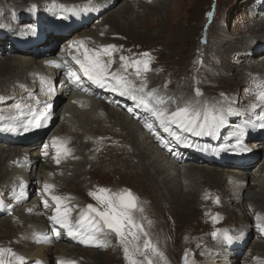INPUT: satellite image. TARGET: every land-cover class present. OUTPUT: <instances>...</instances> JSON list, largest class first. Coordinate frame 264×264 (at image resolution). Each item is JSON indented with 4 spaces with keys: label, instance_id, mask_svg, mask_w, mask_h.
I'll return each mask as SVG.
<instances>
[{
    "label": "bare ground",
    "instance_id": "obj_1",
    "mask_svg": "<svg viewBox=\"0 0 264 264\" xmlns=\"http://www.w3.org/2000/svg\"><path fill=\"white\" fill-rule=\"evenodd\" d=\"M117 1L56 0L55 3L52 0L41 5L33 3L30 11L22 12L23 8H17L18 11L12 13L14 30H7L11 25L7 31L0 30V230L1 227L15 229L17 222H23L20 223L21 238H18V243L2 245L0 248V261H3V264L120 262L115 254L117 250L120 254H125L120 237L114 230L107 228L88 205L105 211V198L116 200L126 191H130L132 195L135 193L130 189H113L98 185L89 190L90 200L79 198L82 195L78 196L84 183L78 180L87 174L84 165L92 164L81 161V156L91 154L89 150L85 152L86 148L90 146L95 151L105 145L103 149H108V142L114 141L116 146L121 148V154L113 155L112 161L105 165L96 163L100 167L91 165V171L105 173V170L109 169L108 171L113 173L118 171L122 174H132L144 184L143 188L146 186L158 195L151 194L152 200H156V206L168 203L171 209L182 211V216L194 219L192 214H196L197 204L202 202L201 193L207 190L220 193V198L210 196L213 205L208 206L215 211H208L207 240L198 250L203 253L202 264H247L245 261L248 258L251 259L250 264H264V252L254 254V250H259L257 247L264 244V231L261 230V226H264V212L259 210L260 205L264 203V157L262 160L257 159V156L264 152V128L259 126L264 123V98L261 96L264 93V54L257 57L259 61L252 60L245 66L253 75L249 80L254 82L248 88L255 90L249 95L251 100L242 101H247L245 105L238 104L236 94L225 99H212L219 101L217 103L211 100L175 103L165 88L169 81L163 79L161 83L151 82V78L155 79L158 74L153 68L152 51L134 48L133 45L128 47L125 43L118 42L123 39L129 43H140L142 39L153 40V37L162 34L160 28L151 31L143 28L140 30L137 9H142L141 12L143 11L145 16H162L165 3L162 0H123L116 3ZM240 1L243 0L238 2ZM249 1L259 16L248 27L250 36L240 33V37L234 40L235 36L230 38L222 28L218 39L214 41L213 48L219 52L221 62L217 76L221 72L232 71L228 57L234 53L243 52L249 47L253 48L250 50L254 55L264 51V0H244ZM16 2L17 0H10V12L14 7H19ZM48 9L58 12L61 18H53L51 11L39 12ZM3 13L0 11V18L5 17ZM23 20L29 22L21 25ZM178 21L169 23L165 19L163 22L169 25V51L186 42L189 35V28L173 26ZM9 32L12 42L8 43L7 48H3L1 45L5 43V34L8 35ZM108 45L115 46L108 50L111 55L104 51ZM58 48L60 50H57ZM145 53L148 55H144ZM98 54L101 64L107 65L103 81L105 86H100L92 79L86 81L84 78L79 84L84 88L75 87L81 90L82 94L69 93L68 88L73 85L69 83V73H84L73 57L90 60ZM121 57H124V60H121ZM62 61H65L63 68L58 67ZM137 71L139 75L136 74ZM57 73L58 76L53 77ZM114 73L135 85L131 95L148 99L152 107L164 111L168 116L180 108H187L192 127L196 131L202 130L203 134L196 135L195 132L186 131L177 124H170V131H165L150 108L141 105L138 99L133 100L130 95L111 90V87L116 85L113 80ZM238 76L240 75H235L234 78ZM254 84H257L256 87ZM149 93L152 95L149 96ZM243 97L247 98L248 95ZM225 100L226 103L223 102ZM44 118L46 127L42 130L35 125L41 124ZM106 121L117 127L126 139H122L120 134L107 133V128L103 126ZM25 125H29L26 132ZM10 128L17 131L7 130ZM172 132L180 135L182 140L176 141ZM107 134L110 136L106 137ZM84 138L85 142L89 143L87 147L81 143ZM237 140L240 141L239 146ZM124 143L129 145V150L124 147ZM65 149L70 151L65 153ZM134 158L136 160L133 162ZM214 166L238 167L235 171L226 173L221 169L219 173V169H214ZM249 181L251 183L247 186ZM45 184L52 187L45 191ZM203 188L207 190H200ZM101 189L107 191L102 192ZM226 195L231 196L222 204L221 200ZM53 196L60 197L59 203L52 199ZM248 206L253 208L249 212L250 222L239 218V212L234 211L243 213ZM65 213L73 226V232L77 235L69 236L67 229L51 219ZM161 213L158 217L162 219ZM199 214L200 210L197 211L198 216ZM130 215L136 225H142V231L130 225L124 229L126 233L135 232L138 237L129 244L130 251L133 243L140 237L142 239L141 249L133 258L138 264H148L149 260L151 264H160L156 259L159 252L156 250V243L144 233H148L147 226L152 221L155 227L159 224L157 228L161 230L165 228L166 222L164 224L163 221L159 223V220H150L146 205L140 201L135 209L130 210ZM97 221L100 223L96 224ZM94 224L100 231L95 230ZM252 230L256 232L254 249L248 250L249 253L241 258L242 247L247 242L246 235L253 232ZM214 232L217 233L216 236L212 235ZM127 239L132 241V236L128 235ZM85 240L88 242L85 243ZM145 241H150L152 247L145 249ZM74 247L91 249L94 253L83 249L76 250ZM153 248L156 251H153ZM106 249H113L115 252H102ZM79 256L84 257L85 261L78 258ZM17 257H23V260H18ZM128 261L126 259V263ZM189 261L196 264L195 258Z\"/></svg>",
    "mask_w": 264,
    "mask_h": 264
},
{
    "label": "rangeland",
    "instance_id": "obj_2",
    "mask_svg": "<svg viewBox=\"0 0 264 264\" xmlns=\"http://www.w3.org/2000/svg\"><path fill=\"white\" fill-rule=\"evenodd\" d=\"M8 1L10 2V0H0V11H3L4 12L3 15H5V17L0 18L1 21L2 20L5 21V22H0V25L5 26L3 28H0L1 31L9 28L8 27L9 25H11V28H9L7 30H11V29L15 28V24H13L14 22L11 19V17H12V13H14V11L15 12L18 11L17 8L19 10L20 9L22 10V8H23L22 12H24V11L27 12L33 8V3L41 5L44 2H48V1H52V0H17L16 6H19V7H14L12 9V12H10V10L8 8L10 6ZM55 1L56 0H54V2ZM120 1L123 2V0H118L116 3H119ZM162 1H163V3H165L164 4L165 9L162 10V16L160 14H158V15L157 14H150L149 16H147V15L145 16L144 13H142L143 11L141 12L142 9H137V11H139L138 12L139 16H137L138 18L136 17L138 19L139 23L141 24V25L139 24V26H141L140 30H142V28H143L147 31L148 30L151 31L153 29H159L160 28L163 31L162 34H159L158 37L157 36L153 37L154 38L153 40L146 41V40L142 39V41L140 40V43H129L128 40L124 41L123 39L118 40L119 43H125L128 47H130V45H133L134 48L150 49L152 51V55L154 57L153 68H155V70L158 71V74L155 77V79L151 78V82H154V84L156 83V81L161 83V81L163 79L164 80L166 79V81H169L168 84H165V86H166L165 88L168 90V92H170L171 96L173 97V101L175 103H181L183 101L187 102L188 100H189V102L190 101H195V102L206 101V102H209L210 100H211V102H215V101H213L214 99H217V98L225 99V97H227V96L230 97V96L235 95V94L238 95V98H237L238 104L241 103V104L245 105L247 103V101L242 102L243 100H245V99L251 100V98H249V95H251L255 90H254V88L249 89L248 87L252 86V83H254V82H251L249 80L253 75L251 74L250 71L245 69V66H247L252 60L259 61L257 57L259 55L264 54V51L258 52L256 55H254L250 50L253 48L249 47L246 50H244L243 52L234 53L233 54L234 57L233 56L228 57L230 60V64L232 66V71L227 72V73L221 72V74H219V76H217L218 66H220L219 63H221V62L219 59L220 58L219 52L213 48V45H214V41L216 39H218V33H219V31H221L222 28L225 29L226 34L230 38L235 36L234 40H236L238 37H240V33H243V34L245 33V34H247V36H250L249 35L250 33L247 32L248 27H249V25L252 24V21L255 18H259V16L256 15L257 13L252 8L253 4H251L250 1L244 2V0L240 1V2H238L239 0H207V1L206 0H167V1L162 0ZM69 4H74V2H69ZM200 9H202V10H200ZM49 11H51L53 13V15L55 16V17L53 16V18H61V16H58L59 13L54 12L52 9L39 10L40 13H47ZM209 13H211V15H209ZM164 16H165V19H167L168 22L170 21L171 23H173V21L175 22V21L179 20L177 24H173V26L176 25L175 28H179V27L180 28H189V30H188L189 35L187 36L186 42L179 44V45H176L175 49H173V51H171V50L169 51V49H167V48H169V44H168L169 43V35H168L169 34V27H168L169 25H165L163 23L165 20ZM31 17H33V16H31ZM28 22L29 21H27V20H23V21H21V25L24 23H28ZM193 24H195V25H193ZM5 35L7 36L5 38V43L3 42L1 45V46H3V48L4 47L7 48L9 45L8 43L12 42L11 32H9L8 35L7 34H5ZM1 38L2 37H0V39ZM66 39H67V37H66ZM155 39H156V41H155ZM162 39H163V41H162ZM152 43H153V45H152ZM57 50H60V48H58ZM170 52H172V53H170ZM190 56H191V58H190ZM221 61H222V59H221ZM212 63H213V65H211ZM161 65H163V66H161ZM208 69H209V71H208ZM206 71H207V73H205ZM219 71H220V68H219ZM166 74L168 77L166 76ZM241 74H243V75H241ZM235 75H240V76H238L237 78H234ZM185 76L187 77V79H185ZM258 81H260V80H258ZM254 85L256 87L257 84H254ZM197 89H199V93H200L199 95H197V92H196ZM245 95H248V97L247 98L243 97ZM207 96L208 97L210 96V97L207 98ZM190 98H192V99H190ZM217 102H219V101H216L215 103H217ZM223 102L226 103L227 101L225 100ZM58 124L56 126V129L58 128ZM93 126H94V128H96L95 125H93ZM103 126L105 128H107L106 129L107 133H116V134L121 133L117 127L113 126L108 121H106V123ZM98 134H102V133H98ZM103 134H105V133H103ZM120 135H121L122 139H126V136H125V138H123L124 134H120ZM109 136H110L109 134L106 135V137H109ZM99 137H102V136H99ZM117 138L120 139V137H117ZM85 139L86 138H84V141L81 140V143L82 144L84 143L83 145H85V147H87L88 146L87 144H89V143L85 142ZM78 143H79V140H77V144ZM103 147L100 150H97L98 149L97 148L95 151H93L92 148H90V146H88L86 148L85 152L87 153L90 151L91 154H88L87 156L83 155V157L81 156V161L83 160V162H86V161L92 162V164L87 163L86 165H84V169H85L87 174H86V176H84L78 180V181H81V180L84 181V183L82 184V187H81L82 191L78 194V196H80V195H82V196H80L79 198L90 200L89 190H91L92 188L95 189V187L98 185L112 187L113 189H120V188L121 189H130L132 192L135 193V195L133 194V196L135 197L136 207H137L139 201L146 205V209L149 213L150 220H152V219H154V221L159 220L158 221L159 223L163 221L164 224L166 222L165 228L163 230L157 228V226L159 224L155 227V223L153 221L147 226V231H148L147 234H148L149 238L156 243V247H157L156 250H159V252L156 254L157 261L160 264H186L189 261V259L195 258L196 264H202L201 263L202 262L201 257L203 255V253H199L198 250L201 247V245L204 244L207 240V230L209 229V224L207 221L208 211H215L214 209H212L211 207L208 206V204L213 205L211 203V197L210 196L214 195V196H219V198H220V193H217V192L211 191V190H207L205 188L200 189V190H207V191H204L201 193L202 196H200V199L202 202L198 203V204H200V206L197 204V208L195 210L196 214H194V213L192 214L194 219H187L185 217V215L182 216L183 215L182 211H180L179 209L175 210V208L171 209L168 206L169 205L168 203L167 204H160V205L156 206V204H155L156 200H152V195H155V196H158V195L155 192H152L151 189L146 187V186H145V188H143L144 184H142V182H140V180L135 179L133 177V175L130 173L129 174L128 173L122 174L118 171H115L113 173L112 171H108L109 169L105 170L106 171L105 173H102V172L101 173H94V172H92L90 169L91 165H92V167L93 166L100 167V166H98V165H101L100 163H103V165H105L106 163H110L112 161L111 157L113 155H120L121 154V148L117 147L116 142H114V141L108 142L107 147H110V148L103 149ZM124 147L127 150H129V145L124 143ZM99 153H101L102 155ZM99 155H101V156H99ZM263 157H264V152L261 153L259 156H257V159L262 160ZM135 160L136 159L134 158L133 162ZM216 167L217 166H214L213 168L219 169V173H221V171H220L221 169H223L224 172L226 173L227 171H235V169L238 166L237 167L235 166L236 168H234V166L221 167V168H219V167L216 168ZM101 168H103V167H101ZM108 176H109V178H108ZM250 183L251 182L249 181L247 186H249ZM66 191H69V190L66 189ZM147 191H148V193H147ZM205 193H206V195H205ZM207 193H209V194H207ZM146 194H148V195H146ZM229 196H231V195H226L221 200L222 204H224L225 201H228ZM149 197L151 198V200ZM205 197H207V198H205ZM259 205L260 204H258V206ZM250 209L253 210L252 206H248L247 210L244 211L243 213L238 211V210H234V211L237 213L239 212V215H238L239 218H244L245 220L250 222V216H251L249 213ZM199 210H200V214L198 216L197 211L199 212ZM217 210H219V209H217ZM259 210L261 212H264V203H262L260 205ZM160 212H162L161 213L163 216L162 219L159 218ZM172 213H174V214H172ZM240 213H242V214H240ZM1 218H6V217H1ZM173 219H175V220H173ZM203 219H204V222H202ZM225 221H226V217H224L223 222H225ZM171 222H173V223H171ZM20 223L22 224L23 222L19 221V223L18 222L16 223L17 225H14L15 229H13V228L4 229L1 227L2 230H0V248L2 247V245L6 246V245L18 243V238H21V233L19 232V229L21 226ZM171 225H173V226H171ZM211 229H213V226L211 227ZM255 235H256V232H254V231L249 233L248 235H246L247 242H246L245 246L242 247L243 252L241 253V258L242 257L244 258V256L247 254V252L249 253L248 250L254 249L253 248V246H254L253 241L256 238ZM171 237H173V238H171ZM3 240H5V241H3ZM183 242L185 245L183 244ZM141 243H142V239L140 237L139 240L137 242H134L133 244L138 245L139 249H141V247H140ZM180 243L182 245H180ZM160 244L162 246H160ZM10 248H13V246H10ZM74 248L76 250L83 249L86 251H92L93 252V250H91V249L88 250L86 248H80V247H74ZM257 248H259V250L255 249L254 251H256V252L254 254H256V253L261 254L262 252H264V244L259 245ZM105 251L106 252L111 251L113 253L115 252L113 249H106V250H103L102 252H105ZM115 254H117L116 256H117V258H119L120 262H118V263L113 262L111 264H130L129 261L126 263L127 258L125 256V254L124 255L120 254V251H118V250ZM251 254L253 255L252 251H251ZM78 258L83 259V262L85 261V258L82 256H79ZM109 258H110V256H109ZM250 260H251L250 258L246 259L245 263L250 264V262H249ZM106 264H109V263L107 262ZM155 264H157V263L155 262ZM187 264H194V263H193V261H191V262L189 261ZM207 264H219V262H217V263L207 262Z\"/></svg>",
    "mask_w": 264,
    "mask_h": 264
},
{
    "label": "snow or ice",
    "instance_id": "obj_3",
    "mask_svg": "<svg viewBox=\"0 0 264 264\" xmlns=\"http://www.w3.org/2000/svg\"><path fill=\"white\" fill-rule=\"evenodd\" d=\"M211 15V13H209ZM5 27L4 25H0V28ZM114 45H108L105 46L104 51L111 55L110 52H108L109 49L114 48ZM144 55H148L145 53ZM99 54L96 58L93 59H85V60H79L76 57H73V59L76 60V63L80 65V68L83 70L84 74L89 77V79H92L95 83L99 84L100 86H105L103 81L105 79V70L107 65H102L101 61L98 58ZM121 60H124V57H121ZM49 63H54V61H49ZM145 70H147V62H145ZM139 75V71L136 73ZM69 75H74V73H69ZM113 80L116 81V85L111 87L112 91H119L122 95H130L133 100H139V103L143 105L146 108H150V110L155 115L156 119L159 121L160 126L164 128L165 131H170V124H177L178 127L183 128L186 131L195 132L196 135H202L203 131H196L194 127H192V120L189 118L188 115V109L187 108H180L176 112L171 113L170 116L166 115L164 111H159L155 107H152L150 105V101L144 97H137L135 95H131L132 89H134L135 85L124 77H118L115 73L113 74ZM143 87V85H141ZM197 95H199V89L196 90ZM149 96L152 95V93L148 94ZM262 98H264V93L261 94ZM160 103H163V101H160ZM31 124V122H30ZM36 127L41 126L40 124H36ZM148 127H152V125H147ZM261 128H264V123H260L259 125ZM9 131H17V129H7ZM29 130V125L24 126V131ZM176 141H181L182 137L178 135L175 132L171 133ZM243 135V133H241ZM237 145H240V141L237 140ZM248 150V149H244ZM68 149H65V153H67ZM57 163H59V159H57ZM23 188V186H21ZM51 185L45 184L44 189L47 191L49 188H51ZM102 192L107 191L104 189H101ZM91 195H95V193H90ZM23 195V191H21V196ZM19 199V197H17ZM53 200H56L58 203L60 201V197L53 196ZM97 199H101L100 197H97ZM46 203V201H45ZM105 203L107 205V208L105 211H99L98 209L94 208L92 205H88V208L91 209L93 212H96L97 215L101 218L104 225L107 226V228L112 229L116 232V234L120 237V242L124 245V252L126 258L129 260L130 264H138V261L133 258L135 253H138L140 251L139 246L133 244L132 250H129V244L133 241L137 240V234L135 232L132 233H126L124 231L125 227L130 225L132 228H137L142 231V225H136L132 219V216L130 215V210L134 209L136 207L135 204V197L132 195L130 191H126L124 193H121L116 200H113L111 198H105ZM53 221L60 224L63 228L68 230V235L73 236L77 235V233L73 232V226L69 223L67 214L65 213L63 216H53L51 217ZM100 221H97L96 224H99ZM96 224L93 225L95 230L98 232L100 231L99 227H96ZM261 230L264 231V226H261ZM219 231V230H217ZM59 234V233H57ZM132 236V241H129L127 239V236ZM146 236L147 233H144ZM213 236H216L217 233H212ZM85 243L88 241L85 240ZM151 246L150 241H145L144 248L148 249ZM2 251V250H0ZM11 251V250H8ZM153 251H156L155 248H153ZM15 255V253H13ZM162 255V254H161ZM18 260H23V257H17ZM0 264H3V261H0ZM148 264H151V261H148Z\"/></svg>",
    "mask_w": 264,
    "mask_h": 264
}]
</instances>
